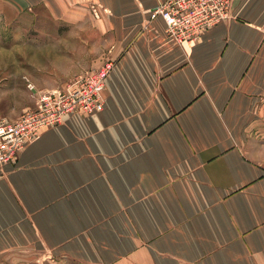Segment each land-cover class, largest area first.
<instances>
[{"label": "crops", "instance_id": "obj_1", "mask_svg": "<svg viewBox=\"0 0 264 264\" xmlns=\"http://www.w3.org/2000/svg\"><path fill=\"white\" fill-rule=\"evenodd\" d=\"M161 1L0 0V28L44 7L116 61L103 111L0 166V264H264V0L182 42Z\"/></svg>", "mask_w": 264, "mask_h": 264}, {"label": "built area", "instance_id": "obj_2", "mask_svg": "<svg viewBox=\"0 0 264 264\" xmlns=\"http://www.w3.org/2000/svg\"><path fill=\"white\" fill-rule=\"evenodd\" d=\"M234 0H163L151 19L161 17L166 33L177 41H198L206 29L233 17ZM116 61L79 75L63 88L35 91L36 106L24 109L15 120L0 118V166L18 158L25 147L46 128L61 124L67 115L94 114L104 110L103 91ZM29 88L34 85L29 83Z\"/></svg>", "mask_w": 264, "mask_h": 264}, {"label": "rangeland", "instance_id": "obj_3", "mask_svg": "<svg viewBox=\"0 0 264 264\" xmlns=\"http://www.w3.org/2000/svg\"><path fill=\"white\" fill-rule=\"evenodd\" d=\"M43 8L31 11L27 31L0 28V118L16 119L24 108L34 105L29 83L63 88L93 68L85 48L75 39L71 45L68 28L56 30Z\"/></svg>", "mask_w": 264, "mask_h": 264}]
</instances>
